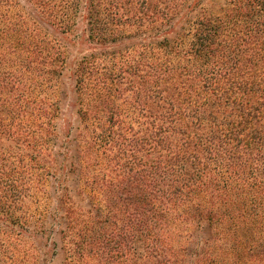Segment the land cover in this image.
<instances>
[{
    "label": "trees",
    "instance_id": "obj_1",
    "mask_svg": "<svg viewBox=\"0 0 264 264\" xmlns=\"http://www.w3.org/2000/svg\"><path fill=\"white\" fill-rule=\"evenodd\" d=\"M204 1L0 0V264H182L167 235L200 195L264 221V0ZM81 25L76 125L55 89ZM193 215L188 264H249L217 211Z\"/></svg>",
    "mask_w": 264,
    "mask_h": 264
},
{
    "label": "rangeland",
    "instance_id": "obj_2",
    "mask_svg": "<svg viewBox=\"0 0 264 264\" xmlns=\"http://www.w3.org/2000/svg\"><path fill=\"white\" fill-rule=\"evenodd\" d=\"M216 1L217 0H205V8L213 7L216 4ZM60 36L66 53V64L64 67L63 76L59 81L60 85L55 90H57V98L59 97L60 105L63 110H61V116L65 115L67 120H71L77 125L78 121L77 118H75V108L73 106V71L78 61L84 55L91 53L94 48V44L87 40L84 25L79 26L67 35ZM58 124L61 123L58 122ZM76 179H78V176L76 177ZM51 184L53 185V182H51ZM49 185L48 192L51 194ZM80 186L83 188V190H85L86 194L81 195V197H79L78 194H76L77 196L73 194L74 197L81 200L88 198V195L91 194L90 189L83 187L82 182H80ZM35 193L36 195H38L39 192ZM39 196L41 206H45L47 204H50L51 207L55 206L56 195L53 196V194H51L50 200L48 202L44 194H39ZM235 201L237 203L236 206H233L232 202L229 205L223 204L219 199H216V202L213 203L210 202L208 196L200 195L197 201L195 200L194 203L189 205V208L187 210L184 211L182 209L181 212L177 213L179 215L175 216V219L172 221L174 223L173 225H171V233L170 235H167V240L170 247L178 251L181 257L184 256L182 264L189 263L188 258L192 254L191 251L197 248V243H199L201 246L204 243V241H202L201 239L202 235L199 233H201V229L204 230L205 223L201 219V217L193 214H196L199 209L207 207L213 208L218 212L221 221L219 233H222L223 236H226L231 244H233V241L235 243L236 239L241 238L243 247L246 248V252H249V254L246 255V261L249 264H253L250 262L258 258H260L258 260L264 259V254L261 255V251L264 250V233H260L259 230V228L261 230H264V221L259 219V217L255 215L250 206L251 203H254L255 199L253 197H250L248 198L247 203H245L244 201L237 202L238 199L236 198ZM26 203L27 206L25 205V209L29 210V214H32L36 211L37 206L34 205L32 200H27ZM43 210H46V212H48V206ZM87 210L88 208H85L86 215H88ZM48 226H50V228L46 227L45 238L42 241V244H44V248L46 250H48L47 248L49 246L51 249L52 240H56L57 242H59L60 239V236L58 234L59 226L56 224V222L50 219V221H48ZM205 228H207V226ZM210 232L213 233L214 240H210L209 244H213L214 247L217 246L215 248L217 252L216 254L218 256H221L222 251L220 252L218 245H216L215 243L218 238L217 234H219L218 230L215 229ZM200 247L198 249H200ZM255 254H259L261 257H258ZM49 260L52 261V259L50 258L48 259V261Z\"/></svg>",
    "mask_w": 264,
    "mask_h": 264
}]
</instances>
